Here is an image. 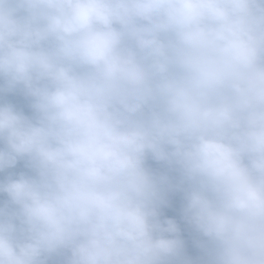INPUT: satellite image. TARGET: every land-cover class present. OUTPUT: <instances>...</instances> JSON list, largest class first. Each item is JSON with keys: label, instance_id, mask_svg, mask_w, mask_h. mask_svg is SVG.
I'll return each mask as SVG.
<instances>
[{"label": "trees", "instance_id": "16d2710c", "mask_svg": "<svg viewBox=\"0 0 264 264\" xmlns=\"http://www.w3.org/2000/svg\"><path fill=\"white\" fill-rule=\"evenodd\" d=\"M0 264H264V0H0Z\"/></svg>", "mask_w": 264, "mask_h": 264}]
</instances>
